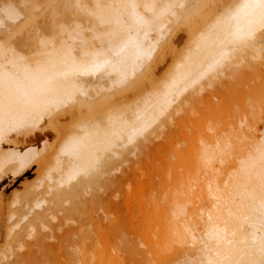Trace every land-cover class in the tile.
Wrapping results in <instances>:
<instances>
[{
    "label": "bare ground",
    "instance_id": "1",
    "mask_svg": "<svg viewBox=\"0 0 264 264\" xmlns=\"http://www.w3.org/2000/svg\"><path fill=\"white\" fill-rule=\"evenodd\" d=\"M203 1L0 0V264L91 189L59 264H264V0Z\"/></svg>",
    "mask_w": 264,
    "mask_h": 264
},
{
    "label": "rangeland",
    "instance_id": "2",
    "mask_svg": "<svg viewBox=\"0 0 264 264\" xmlns=\"http://www.w3.org/2000/svg\"><path fill=\"white\" fill-rule=\"evenodd\" d=\"M211 1L210 0L203 1L205 3H202L204 5L200 6V12L202 11L203 14L213 13L216 7H217L216 9H218L220 6L222 7L223 5L222 2H220L221 0L220 1L215 0L216 3L217 2L220 3V4H217L218 6H215L216 3L212 1L213 3H215L213 4ZM207 2L209 6L206 4ZM211 3L213 4V6L211 5ZM207 6L210 8L212 7V8L210 9ZM203 7H205L206 9ZM202 8L203 10H201ZM208 9H210L211 11ZM61 138H62L61 136L57 137L56 140L51 144V147L49 148L48 151L50 152L54 151L56 147L58 146L59 142L61 141ZM152 138L154 139H152V141L151 140L148 141V144H147L150 148V149L148 148L150 150V153L148 152V149H147L146 152L149 153V157H148V154L146 157H148V159L153 158L152 160L154 161V160L159 159V157L156 156L155 151L158 147H160L163 144L166 137H163V138L162 137H159V138L152 137ZM146 157L144 156L137 157L135 156L134 153H132L129 158L131 159L130 162L124 164L123 167L120 168V170L113 172V174L110 176L111 178L113 177L116 179L123 178L122 181L124 183H123V186H122L123 189L121 190V192L116 194L115 193L116 191L114 192L113 190L111 191L112 193L110 194V191H101V195L102 196L104 195L103 197H105L106 199L111 198L112 203L119 204L118 208L122 209L120 210V213H122L120 214L121 216L125 215L124 214L125 212L123 213V209L125 208V206L121 205L124 202V197H125V194L122 191L126 190L128 191V193L137 191L138 181L143 180L142 179L143 174L147 173L146 164H145V162H147V160H145ZM123 168L125 170L128 168V170L125 171ZM129 168H131L132 171H134L133 175H131V172H129L131 171ZM126 173L129 174L128 176L131 175V177L126 176L127 175ZM138 173H139L140 180H138V175H137ZM145 176L147 175L145 174ZM157 180L158 178L156 179V181ZM93 193H94V190L91 189L89 190L88 194L85 195V198H84L85 204L82 206V211L84 214L82 215L81 219H77V215H78L77 213H74L73 215L69 214L68 208H70L72 205V202L69 200L68 203L62 204L58 208H55L52 211L51 215L47 217L46 219H44L42 224H40L39 227H37L36 229H33L32 227H30V224L26 225L25 227L27 228L26 229V234H27L26 243L23 245V247H21V249L14 248L13 253L8 252L7 253L8 258L4 260V263L6 264L10 262L14 263L16 260L17 253H20V254L28 253V256L30 258V260H28L27 263L20 262L17 264H59L60 256H63V259H73L75 262H77L79 259L77 258L76 252L66 248L67 245L76 246L77 244H79L80 237L77 232V227L79 225H85L84 228L88 229L89 226H92V229L97 232V229L95 227L96 221L98 220L101 221L102 220L101 217L105 216L106 211H107L105 210L103 212L102 211L103 209L99 208L101 204L98 202V203H94L95 206L92 207L93 211L91 213L89 212L90 211L89 210L90 201H92ZM113 194L114 195L116 194V195L114 196ZM112 208L113 207H111L110 211H108V213L109 212L111 213V214L109 213L111 215L110 220L103 221V225L105 227H108V226L111 227L117 222V217L112 213L115 211H112ZM114 209L115 208H113V210ZM92 221H93V225L91 223ZM139 249L144 250L143 247H139Z\"/></svg>",
    "mask_w": 264,
    "mask_h": 264
}]
</instances>
